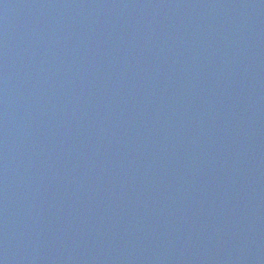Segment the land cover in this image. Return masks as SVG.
I'll use <instances>...</instances> for the list:
<instances>
[{
  "label": "water",
  "instance_id": "95a60500",
  "mask_svg": "<svg viewBox=\"0 0 264 264\" xmlns=\"http://www.w3.org/2000/svg\"><path fill=\"white\" fill-rule=\"evenodd\" d=\"M0 264H264V0H0Z\"/></svg>",
  "mask_w": 264,
  "mask_h": 264
}]
</instances>
